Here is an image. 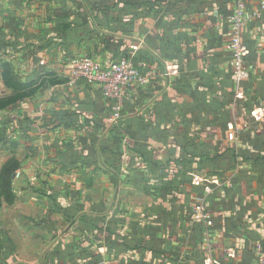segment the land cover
<instances>
[{
    "label": "crops",
    "instance_id": "obj_1",
    "mask_svg": "<svg viewBox=\"0 0 264 264\" xmlns=\"http://www.w3.org/2000/svg\"><path fill=\"white\" fill-rule=\"evenodd\" d=\"M238 1L264 0H55L47 18L11 0L0 183L9 165L18 177L11 202L0 186V264H261L264 13L242 30L251 71L236 84L217 15ZM76 57H126L146 77L121 120L99 87L69 83ZM197 196L211 219L191 227Z\"/></svg>",
    "mask_w": 264,
    "mask_h": 264
},
{
    "label": "built area",
    "instance_id": "obj_2",
    "mask_svg": "<svg viewBox=\"0 0 264 264\" xmlns=\"http://www.w3.org/2000/svg\"><path fill=\"white\" fill-rule=\"evenodd\" d=\"M264 13V1L253 9H247L241 1H238L232 11L226 15H217V19L225 21L229 27V37L225 45L231 55V79L239 84L246 81L250 76L251 67L245 62V46L242 42L241 33L244 27L260 18ZM66 76L70 84H75L79 80H84L91 85L99 87L103 97L112 102L111 105V123L121 120V103L124 96L125 87L130 85L143 86L146 83V77L142 76L139 69L134 66L129 59L121 57L109 63H98L88 57H76L70 60L65 69ZM260 114L253 117L258 119ZM241 130L243 127L240 128ZM236 132L228 134V140H233ZM16 178L18 174L15 175ZM191 219L189 226H194L197 222L205 225L211 219V215L206 211L205 200L201 196L194 199L191 208ZM255 251L261 256L264 264V254L260 244L256 245Z\"/></svg>",
    "mask_w": 264,
    "mask_h": 264
},
{
    "label": "rangeland",
    "instance_id": "obj_3",
    "mask_svg": "<svg viewBox=\"0 0 264 264\" xmlns=\"http://www.w3.org/2000/svg\"><path fill=\"white\" fill-rule=\"evenodd\" d=\"M35 3L39 7L48 4V7H45L44 10H41V12H42V14H43V16L45 18L48 17L49 13L51 14L49 8L51 9L52 6H54L56 4L55 0H35ZM49 5H51V6L49 7ZM9 7L11 8V0H0V39L2 38V36H4V35H2L4 33L2 27H3V25L5 23H8V21L7 20L5 21L4 19L8 15L6 9H9ZM41 12L39 14V12H37V10L30 9L29 12H25L24 14H26V15L29 14V15L36 16L37 17L38 15H41ZM11 23H12L11 27H13V29H14L15 28L14 25H15L16 22H11ZM12 34H14V33H12ZM93 61L98 62V63H101V64H104V62L101 61V60L94 59ZM6 237L7 236L5 235L4 230H1V228H0V245L2 243H4ZM262 253L264 254V251H262ZM10 260H12V259H10ZM99 264H102V263H99Z\"/></svg>",
    "mask_w": 264,
    "mask_h": 264
},
{
    "label": "trees",
    "instance_id": "obj_4",
    "mask_svg": "<svg viewBox=\"0 0 264 264\" xmlns=\"http://www.w3.org/2000/svg\"><path fill=\"white\" fill-rule=\"evenodd\" d=\"M228 15V14H227ZM226 16V15H225ZM10 28V25L9 27ZM16 166L15 165H9L3 169L1 172V191L6 199L7 202H11L13 199L12 196V180L11 177L16 174ZM264 249V248H263Z\"/></svg>",
    "mask_w": 264,
    "mask_h": 264
}]
</instances>
